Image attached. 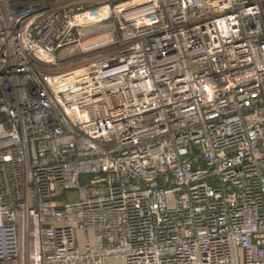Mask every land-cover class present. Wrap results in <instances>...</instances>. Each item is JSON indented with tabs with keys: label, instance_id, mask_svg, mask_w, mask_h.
Wrapping results in <instances>:
<instances>
[{
	"label": "built area",
	"instance_id": "built-area-1",
	"mask_svg": "<svg viewBox=\"0 0 264 264\" xmlns=\"http://www.w3.org/2000/svg\"><path fill=\"white\" fill-rule=\"evenodd\" d=\"M115 259L264 264V0H0V264Z\"/></svg>",
	"mask_w": 264,
	"mask_h": 264
},
{
	"label": "bare ground",
	"instance_id": "bare-ground-1",
	"mask_svg": "<svg viewBox=\"0 0 264 264\" xmlns=\"http://www.w3.org/2000/svg\"><path fill=\"white\" fill-rule=\"evenodd\" d=\"M104 9H98L97 11H93L91 13L88 14V16H95L96 14H101L103 13ZM96 15V16H97ZM104 37H95V38H91V39H88L85 43H84V46L86 47L87 45H90L92 43H95V42H99L100 40H102ZM84 79V78H87V75H86V69L85 68H81V69H77V70H74V71H70V72H66V73H62L60 75H57L55 77V81L57 83H65V82H68V81H71V80H74V79Z\"/></svg>",
	"mask_w": 264,
	"mask_h": 264
},
{
	"label": "rangeland",
	"instance_id": "rangeland-1",
	"mask_svg": "<svg viewBox=\"0 0 264 264\" xmlns=\"http://www.w3.org/2000/svg\"><path fill=\"white\" fill-rule=\"evenodd\" d=\"M100 9H101V8H99V10H100ZM102 9H103V8H102ZM66 195H68L69 198H73L74 193H73V192H69V193H67ZM110 264H122V262H121L120 260L115 259V260L110 261Z\"/></svg>",
	"mask_w": 264,
	"mask_h": 264
}]
</instances>
